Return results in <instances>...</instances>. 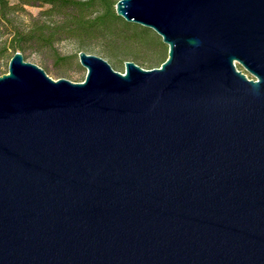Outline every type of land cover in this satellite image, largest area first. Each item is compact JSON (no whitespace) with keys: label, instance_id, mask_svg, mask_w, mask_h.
<instances>
[{"label":"water","instance_id":"obj_1","mask_svg":"<svg viewBox=\"0 0 264 264\" xmlns=\"http://www.w3.org/2000/svg\"><path fill=\"white\" fill-rule=\"evenodd\" d=\"M116 10L161 66L0 76V264H264V0Z\"/></svg>","mask_w":264,"mask_h":264},{"label":"trees","instance_id":"obj_2","mask_svg":"<svg viewBox=\"0 0 264 264\" xmlns=\"http://www.w3.org/2000/svg\"><path fill=\"white\" fill-rule=\"evenodd\" d=\"M119 0H0V57L29 50L50 49L60 41L86 40L105 35L139 49L152 48L151 64L161 66L169 47L153 29L132 23L118 15ZM43 9L27 23L28 6ZM119 25V27H117ZM151 50V49H150ZM238 67L248 73L242 65ZM249 74V73H248Z\"/></svg>","mask_w":264,"mask_h":264},{"label":"rangeland","instance_id":"obj_3","mask_svg":"<svg viewBox=\"0 0 264 264\" xmlns=\"http://www.w3.org/2000/svg\"><path fill=\"white\" fill-rule=\"evenodd\" d=\"M42 9L39 5L28 6L29 14L19 16V20L27 23L31 17L38 16ZM83 43L81 45L77 41H60L50 49L29 50L24 53V57L26 61L44 68L53 79L67 78L74 82L84 81L87 75V68L80 62V51L105 58L121 72L125 71V62L128 60L135 61L145 69L159 67L158 63L151 64L150 58L154 56L152 48L151 50L146 47L139 49L137 46L108 38L105 35L88 39ZM11 58L12 55L0 57V76L9 72ZM248 75L253 77L251 74Z\"/></svg>","mask_w":264,"mask_h":264}]
</instances>
